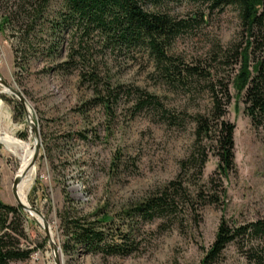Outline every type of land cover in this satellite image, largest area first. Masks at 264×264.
<instances>
[{
    "label": "rangeland",
    "instance_id": "374dc122",
    "mask_svg": "<svg viewBox=\"0 0 264 264\" xmlns=\"http://www.w3.org/2000/svg\"><path fill=\"white\" fill-rule=\"evenodd\" d=\"M10 2L0 0V14ZM59 2L49 0L30 34L29 45L23 44L18 33L23 19L13 23L11 30L0 29V79L21 95L38 131L39 149L26 198L29 207L47 222L60 249V264H202L221 218L233 226L263 220V130L252 127L232 87L237 64L222 63L217 55L229 42L238 40L236 10L227 6L212 13L168 48L183 64L204 70L202 75L168 82L153 71L146 53L105 52L92 56L99 79L94 87L88 80L80 81L77 66L66 72L54 67L65 60L67 50L66 33L57 35L50 29ZM176 9L185 14L189 8L181 4ZM60 36L59 48L48 56L46 47ZM15 52L20 56L16 64ZM216 80L227 85L229 100L224 103L221 99L223 118L234 126L233 167L224 174L216 170L217 156L208 138L200 139L204 163L198 166V160L187 161L194 147V117L208 112L209 83L217 89ZM118 85L119 92L113 96ZM104 87L111 91L109 95ZM141 91L155 95L160 105L137 107ZM0 101L12 121V138L19 143L18 138L26 140L21 144L33 156L34 131L27 125L22 107L21 112L15 108L18 99L0 85ZM13 177L20 179L16 187L20 202L24 167L0 144V200L10 205H16L11 193ZM174 179L188 197L180 199L175 214L168 218L137 222L138 247L131 254L102 257L80 247L76 252H63L59 211L65 199L81 214L102 210L113 216ZM197 189L200 197L195 196ZM23 212L25 237L20 243L33 249L27 259L7 264H55L42 226ZM256 256L264 264V235L226 244L210 264H259Z\"/></svg>",
    "mask_w": 264,
    "mask_h": 264
},
{
    "label": "trees",
    "instance_id": "16d2710c",
    "mask_svg": "<svg viewBox=\"0 0 264 264\" xmlns=\"http://www.w3.org/2000/svg\"><path fill=\"white\" fill-rule=\"evenodd\" d=\"M48 2L11 0L0 14V29L11 30L15 27L13 23L23 19L18 33L23 44H28L30 34L41 20ZM181 4L189 8L185 14L177 13L176 8ZM227 6L236 10L239 37L236 42H229L217 55L223 59L222 63L237 64L231 79L232 87L240 96L243 112L252 127L263 130L264 134V0H60L50 29L57 35L62 31L66 33L67 50L65 60L54 67L66 72L77 66L80 81L88 80L95 87L99 79L93 71V55L105 52L131 55L138 51L151 58L153 71L164 80L184 82L194 74L202 75L204 70L183 64L179 58L168 53V48L180 35L191 32L205 23L212 13L221 12ZM61 39L62 36L58 37L46 47L48 56L59 48ZM19 57L15 52V64ZM216 82L219 85L217 89L209 83L211 99L208 112L194 117V147L187 161L198 160V166L204 163L205 152L200 146V139L208 138L213 142L217 156L216 170L224 174L233 167L234 126L223 118V104L229 100L227 85L220 80ZM116 87V93L112 91L113 96L119 92L120 86ZM104 88L109 95L111 91L108 87ZM144 105L160 104L155 95L141 91L137 107ZM15 108L21 112L19 103H15ZM18 140L22 144L26 141ZM183 165L185 167L186 164ZM200 194L197 189L195 196L200 197ZM187 197V190L182 188L179 180L174 179L113 216L103 214L102 210L91 215L81 214L65 199L59 211L64 235L61 248L63 252H76L80 247L88 254L102 257L129 255L138 247L135 238L137 222L168 218L175 214L180 199ZM23 215L19 206L0 200V264L27 259L33 249L20 243V239L25 237L21 226ZM252 235H264V219L233 226L221 218L201 263L210 264L220 256L226 244L240 242ZM254 258L255 262L261 263L258 256Z\"/></svg>",
    "mask_w": 264,
    "mask_h": 264
},
{
    "label": "bare ground",
    "instance_id": "6f19581e",
    "mask_svg": "<svg viewBox=\"0 0 264 264\" xmlns=\"http://www.w3.org/2000/svg\"><path fill=\"white\" fill-rule=\"evenodd\" d=\"M12 128H13V125H12V121L10 119V115L8 114V111L5 108L4 104L0 101V144L3 146V148H5V150L10 155L16 157L20 161V163L23 165L24 171H25V177H24L20 202L17 201V199H16V187H17L19 180H20L19 177H16L17 178V184L15 186L14 195L13 194L12 195L16 199V202H19L23 206L28 207L29 203L27 202L26 195H27V192H28L29 187L31 185V182L33 180V178H32L33 172L32 171L34 169V167H33L34 162H33V164H31L32 155H31L29 149L26 146L22 145L21 143H19L18 141L14 140L12 138L13 137ZM28 214L30 216H32L34 218V220H36L40 225H42V219L43 218L42 219L40 218V217H42V215L39 217V215L32 213V212H30ZM46 225H47V229H48L47 222H46ZM48 233H49V237H50L51 241L53 242V237H52V234H51L49 229H48ZM53 244L55 245L54 242H53ZM51 251L53 253V256L55 258H57V264H60V249L55 245L54 249H51Z\"/></svg>",
    "mask_w": 264,
    "mask_h": 264
},
{
    "label": "water",
    "instance_id": "95a60500",
    "mask_svg": "<svg viewBox=\"0 0 264 264\" xmlns=\"http://www.w3.org/2000/svg\"><path fill=\"white\" fill-rule=\"evenodd\" d=\"M0 85L4 88H7L11 94H13L19 101L22 109H23V112L25 114V121L27 123V125L34 131V135H35V149H34V153H33V156H32V160H31V164H33L36 156H37V152H38V149H39V137H38V131H37V128L36 126L33 124V122L31 121L30 117H29V112L27 111L26 109V106L24 104V101L21 97V95L16 91L14 90L13 88H11L4 80L0 79ZM17 184V178L16 177H13V180H12V183H11V193L14 195V191H15V186ZM16 205L19 206L23 211H26L27 213H35L39 216H41V214L34 208L32 207H25L23 206L22 204H20L19 202H16ZM42 229L44 231V235L45 237L47 238V242H48V245L50 247V249H54V244L53 242L51 241L50 237H49V233H48V229H47V225H46V222L44 219H42ZM54 257V256H53ZM54 262L55 264H57V258L54 257Z\"/></svg>",
    "mask_w": 264,
    "mask_h": 264
}]
</instances>
